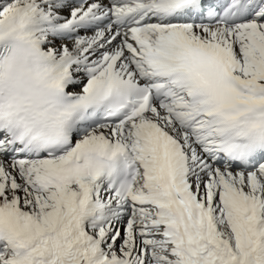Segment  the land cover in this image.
I'll return each mask as SVG.
<instances>
[{
	"label": "snow or ice",
	"instance_id": "6c2138e0",
	"mask_svg": "<svg viewBox=\"0 0 264 264\" xmlns=\"http://www.w3.org/2000/svg\"><path fill=\"white\" fill-rule=\"evenodd\" d=\"M0 264H264V0H0Z\"/></svg>",
	"mask_w": 264,
	"mask_h": 264
}]
</instances>
